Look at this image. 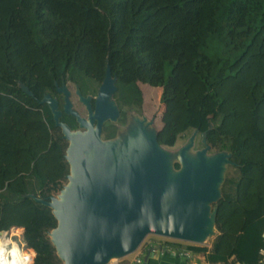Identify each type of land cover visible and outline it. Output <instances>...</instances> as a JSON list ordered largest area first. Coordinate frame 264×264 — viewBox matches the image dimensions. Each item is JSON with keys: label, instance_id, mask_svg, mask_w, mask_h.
Wrapping results in <instances>:
<instances>
[{"label": "trees", "instance_id": "16d2710c", "mask_svg": "<svg viewBox=\"0 0 264 264\" xmlns=\"http://www.w3.org/2000/svg\"><path fill=\"white\" fill-rule=\"evenodd\" d=\"M106 65L119 121L140 109L139 84L157 87L158 144L196 131L230 154L210 246H173L208 264H264V0H0V232L22 229L31 264H61L47 237L55 219L28 196L47 199L68 172L39 100L61 109V84L93 98ZM114 135L103 124L101 138Z\"/></svg>", "mask_w": 264, "mask_h": 264}, {"label": "water", "instance_id": "95a60500", "mask_svg": "<svg viewBox=\"0 0 264 264\" xmlns=\"http://www.w3.org/2000/svg\"><path fill=\"white\" fill-rule=\"evenodd\" d=\"M20 88L32 96L24 85ZM56 91L62 94L61 109L49 94L39 102L47 105L68 142L63 154L66 182L47 199L28 196L50 209L56 224L47 237L62 264H107L112 256L117 260L132 253L146 235L201 244L215 234L216 202L225 166L232 165L228 152L207 154L201 134L203 146L190 155L192 131L171 153L157 143L145 118L137 119L122 139H102V125L119 116L108 65L93 98L74 91L85 116L72 109L64 84ZM62 113L74 118L75 129L59 121ZM208 225L214 229L211 236L204 228ZM145 262L146 257L141 264Z\"/></svg>", "mask_w": 264, "mask_h": 264}, {"label": "rangeland", "instance_id": "374dc122", "mask_svg": "<svg viewBox=\"0 0 264 264\" xmlns=\"http://www.w3.org/2000/svg\"><path fill=\"white\" fill-rule=\"evenodd\" d=\"M139 87L142 93V103H141L140 109L137 110V109H131V108L125 107L123 108V111H124L123 121H119L117 118L115 121H112V122L107 121L104 123V124H112L115 126V135L113 139H122L128 133L129 130L136 127L137 125L136 120L141 119V118H145L146 121H149V120L151 121L149 128L152 129L153 131H157L160 128L159 118H160V113L162 110V104L159 102L160 89L157 87H150L146 84H139ZM67 88L69 91V100L72 104V109L78 112L80 116L82 117L85 116L86 111H85L84 105L81 102H79L77 95L74 93L75 89L73 85L67 84ZM190 134H187V136L184 138L182 137L178 139L173 146L171 147L163 146V148L170 151L171 153H175L182 145L186 143ZM51 135L59 144L61 153L64 154V151L67 147L68 142L62 137L60 129L54 126V128L51 129ZM201 139H202V136L196 133L194 136L193 145L189 150L190 155H193V153L196 150L200 149L203 146V144L201 143ZM212 153L214 152L211 151L210 149L207 151V154H212ZM174 160L175 159L173 158L172 161ZM226 173H229V174L233 173V170L229 167V165L225 166L224 176ZM65 182H66V179L64 177L58 185H55V184L47 185L46 190H45L46 195H48V197L56 195L59 192V190L62 188V186L65 184ZM214 205L215 203L213 205H210L211 210L214 208ZM21 233H22V229L19 234H16L15 227H11L9 230L6 231L5 238H8V240L11 241V243L21 246L24 244L21 241ZM215 235H216V230L213 236L207 238L205 242L201 244H194L191 242H182V243L189 244V245L209 247L210 242ZM154 237L156 239H159V241H162L161 240L162 237L160 236L146 235L144 239L141 241L139 246L141 247L147 241L151 239H155Z\"/></svg>", "mask_w": 264, "mask_h": 264}, {"label": "built area", "instance_id": "2783aa9c", "mask_svg": "<svg viewBox=\"0 0 264 264\" xmlns=\"http://www.w3.org/2000/svg\"><path fill=\"white\" fill-rule=\"evenodd\" d=\"M6 237V231H1L0 232V241L1 239H5L7 243L3 244V246L0 248V258H2L5 261V264H31L32 260L30 256H24L19 257L18 252H14L11 241L8 240ZM161 242L155 243V246L152 244L149 246L147 255H154L156 252H169L173 253L176 255L181 261L182 264H189V262H192L193 260V255L194 253L187 250L183 249L180 247H175L173 244L175 243H181L183 241L175 240V239H170L166 237L161 238ZM24 245V244H23ZM18 246L14 244L17 250H21V247L23 246ZM140 245V244H139ZM25 248H27L24 245ZM143 251L141 250V247L138 246L132 253L117 259L115 262L111 264H141L143 262L142 256H143ZM261 254L264 255V252L261 251ZM131 255V256H129ZM230 264H242L237 261L232 260V258L229 259ZM146 263V262H145ZM208 264V263H207ZM220 264V263H216Z\"/></svg>", "mask_w": 264, "mask_h": 264}, {"label": "crops", "instance_id": "0c3cea01", "mask_svg": "<svg viewBox=\"0 0 264 264\" xmlns=\"http://www.w3.org/2000/svg\"><path fill=\"white\" fill-rule=\"evenodd\" d=\"M157 242H161V241L155 238L147 241L141 246V250L144 253L142 259L146 257L145 264H182V261L173 253L171 254L169 252L163 251V252H156L154 255H149V254L147 255L148 251L146 249H148L149 246L152 244L155 246V243ZM189 264H207V263L204 261L202 255H200L199 253H194L193 260L192 262H189Z\"/></svg>", "mask_w": 264, "mask_h": 264}, {"label": "bare ground", "instance_id": "6f19581e", "mask_svg": "<svg viewBox=\"0 0 264 264\" xmlns=\"http://www.w3.org/2000/svg\"><path fill=\"white\" fill-rule=\"evenodd\" d=\"M208 217L210 218V216H208ZM204 228L207 230L209 236H211L210 234H213L214 229L212 228L211 225H210V226H209V225H208V226H205ZM209 236H208V237H209ZM5 243H7V241H6L5 239H1V241H0V248H1V247L3 246V244H5ZM12 248H13V251H14L15 253L18 252L19 257H21L20 254H21L22 257H23L22 250H17V251H16V247L14 246V244L12 245ZM19 252H20V254H19ZM116 258H117V257H115V256L110 257V258L108 259V261H107V264H111V263H113V261L116 260Z\"/></svg>", "mask_w": 264, "mask_h": 264}, {"label": "clouds", "instance_id": "9594fccd", "mask_svg": "<svg viewBox=\"0 0 264 264\" xmlns=\"http://www.w3.org/2000/svg\"><path fill=\"white\" fill-rule=\"evenodd\" d=\"M32 255L34 256L35 253H33ZM0 264H5V261L2 258H0Z\"/></svg>", "mask_w": 264, "mask_h": 264}, {"label": "flooded vegetation", "instance_id": "af4514ba", "mask_svg": "<svg viewBox=\"0 0 264 264\" xmlns=\"http://www.w3.org/2000/svg\"><path fill=\"white\" fill-rule=\"evenodd\" d=\"M61 94V93H60ZM103 126V125H102Z\"/></svg>", "mask_w": 264, "mask_h": 264}]
</instances>
